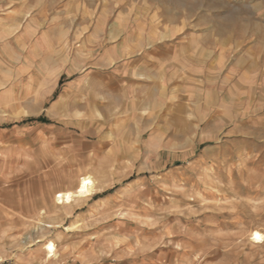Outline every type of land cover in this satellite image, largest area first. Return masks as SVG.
Listing matches in <instances>:
<instances>
[{"label": "rangeland", "instance_id": "1", "mask_svg": "<svg viewBox=\"0 0 264 264\" xmlns=\"http://www.w3.org/2000/svg\"><path fill=\"white\" fill-rule=\"evenodd\" d=\"M88 1L31 13L36 42L22 41L16 60L0 56L2 83L16 82L18 93L15 110L0 115V264H62L86 252L134 264H264V240L252 235L264 233V72L233 82L218 109L233 107L232 119L216 126L202 120L203 89L188 101L194 92L170 87L169 109L165 94L145 91L137 110L141 88L118 75L107 35L122 16L134 27L149 7ZM235 3L238 18L257 27L242 33L261 56L264 0ZM212 83L223 97L229 82ZM167 112L172 128L187 129L150 132ZM182 113L186 123L175 118ZM84 173L96 179L94 193L57 205L55 193ZM48 241L57 257L45 262Z\"/></svg>", "mask_w": 264, "mask_h": 264}, {"label": "crops", "instance_id": "2", "mask_svg": "<svg viewBox=\"0 0 264 264\" xmlns=\"http://www.w3.org/2000/svg\"><path fill=\"white\" fill-rule=\"evenodd\" d=\"M194 1L122 0L119 3L125 6L149 7L148 12L135 21L134 27L126 25L132 18L131 14L122 16L123 20L115 21L116 29L109 34L106 33L108 39L116 40L107 54L114 57L113 62L118 63L116 71L121 78L126 77L120 73L128 74L134 80L135 86H140L141 89L137 88L138 101L136 100L137 103L134 105L137 110H141L138 104H142L141 95L145 91L165 94V99L161 100V102L165 101L162 106L169 109L170 87L194 92L188 101H193V98L198 96L197 90L203 89L208 97L203 102L205 106L201 104V110H204L201 111L202 120L216 126L220 121H226L223 119L224 116L232 119L233 107L226 106L224 110L218 109L226 102L230 103L226 97L229 95L233 82L235 81V85H238L245 82L246 77L263 76L256 73L264 72V51H261L263 52L261 56L255 55L256 47L248 45L242 31L245 27L253 30L256 25L247 21L245 23L242 17L238 18L240 14L236 0H201L203 4L196 10L189 9L191 6H186L187 11L175 7L180 2L192 5ZM209 1L214 2V5H211ZM97 2L98 0H89L86 7L95 8ZM207 2L208 7L205 5ZM83 7V0H0V56L5 55L7 59L16 60L21 54L22 41L29 44L36 42V18L31 13L45 11L62 13L67 9L82 10ZM61 16L60 14L57 20ZM65 19L63 17L62 22H57L54 27L62 26ZM64 24L67 25L66 22ZM150 38H156L154 43H148ZM103 60L106 61L107 56ZM142 73L147 75L145 80L141 79ZM218 80L229 82L228 88L219 86L224 89L223 97L218 94L220 92L212 83ZM201 81L205 83L202 86ZM10 82L6 80L2 83L0 78V115L2 110L16 108L17 84L16 82L10 84ZM206 82L212 83L213 86H207ZM184 97L176 102L179 108L186 107ZM203 106L206 109H203ZM186 115L182 113L175 118L186 123ZM170 117V112H167L162 120L157 121L155 129L152 131L149 129L146 132L163 133L187 129V127L172 128ZM1 118L0 116V120ZM88 253L82 254L81 258H70L62 264L135 263L131 260L112 261L110 257L89 256ZM140 264H147V262L142 261Z\"/></svg>", "mask_w": 264, "mask_h": 264}, {"label": "bare ground", "instance_id": "3", "mask_svg": "<svg viewBox=\"0 0 264 264\" xmlns=\"http://www.w3.org/2000/svg\"><path fill=\"white\" fill-rule=\"evenodd\" d=\"M97 181L94 178V176L90 173H84L81 175L77 181V184L74 188L63 190V191H57L54 195V200L57 205H62L69 207L72 202L80 201L83 198L87 197L88 195L94 193L96 188ZM253 239L256 242H262L264 240V233L255 230L253 233ZM257 237H260L257 239ZM57 245L53 241H48L44 243V252L46 253V256L44 258L45 262H49L51 259H56L57 253H56Z\"/></svg>", "mask_w": 264, "mask_h": 264}, {"label": "trees", "instance_id": "4", "mask_svg": "<svg viewBox=\"0 0 264 264\" xmlns=\"http://www.w3.org/2000/svg\"><path fill=\"white\" fill-rule=\"evenodd\" d=\"M56 96H57V94H56ZM56 96H55V97H56ZM36 120H38V121H42V122H46V121H47V119L44 118V117H37Z\"/></svg>", "mask_w": 264, "mask_h": 264}, {"label": "snow or ice", "instance_id": "5", "mask_svg": "<svg viewBox=\"0 0 264 264\" xmlns=\"http://www.w3.org/2000/svg\"><path fill=\"white\" fill-rule=\"evenodd\" d=\"M260 237H257V239H259Z\"/></svg>", "mask_w": 264, "mask_h": 264}]
</instances>
